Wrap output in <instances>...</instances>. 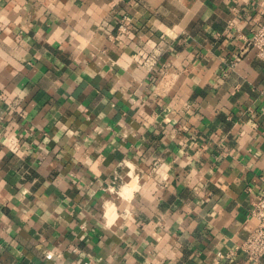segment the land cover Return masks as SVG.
Returning <instances> with one entry per match:
<instances>
[{
	"label": "crops",
	"instance_id": "obj_1",
	"mask_svg": "<svg viewBox=\"0 0 264 264\" xmlns=\"http://www.w3.org/2000/svg\"><path fill=\"white\" fill-rule=\"evenodd\" d=\"M263 21L264 0H0V264H264L229 254L264 188Z\"/></svg>",
	"mask_w": 264,
	"mask_h": 264
},
{
	"label": "built area",
	"instance_id": "obj_2",
	"mask_svg": "<svg viewBox=\"0 0 264 264\" xmlns=\"http://www.w3.org/2000/svg\"><path fill=\"white\" fill-rule=\"evenodd\" d=\"M120 27L124 28L123 23L120 24ZM247 44L255 49L257 56L264 63V21L254 30ZM250 213L256 220L254 228L229 254L240 249L250 261L256 262L264 255V188L253 200Z\"/></svg>",
	"mask_w": 264,
	"mask_h": 264
}]
</instances>
